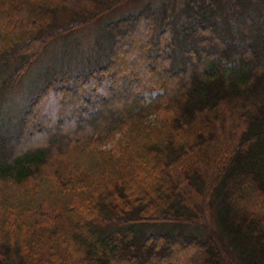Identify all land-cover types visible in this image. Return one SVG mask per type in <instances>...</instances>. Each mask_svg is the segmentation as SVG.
<instances>
[{"label":"trees","instance_id":"1","mask_svg":"<svg viewBox=\"0 0 264 264\" xmlns=\"http://www.w3.org/2000/svg\"><path fill=\"white\" fill-rule=\"evenodd\" d=\"M136 1L0 0V264H264V0L127 10L8 113L55 38Z\"/></svg>","mask_w":264,"mask_h":264},{"label":"rangeland","instance_id":"2","mask_svg":"<svg viewBox=\"0 0 264 264\" xmlns=\"http://www.w3.org/2000/svg\"><path fill=\"white\" fill-rule=\"evenodd\" d=\"M162 1L163 0H137L136 2L128 3L127 5L119 7L114 11L102 16L95 22L86 25L80 30H77L75 33L55 38L47 46V48L41 54L39 59L32 65L31 69L27 72V74L24 75V77L11 88L10 92H8L9 98L8 97L7 98L9 99V104H8L9 107L7 106V108L9 115L12 116V118L14 119V118H19L24 113V111L28 106V99L31 94V88H33L31 86L39 82V79L42 76V72L47 71V69L55 60L57 59L61 60L65 57H67L72 61L77 60L80 57L81 52L83 51L85 53L88 51L91 52V48L94 47L96 40L101 35L103 29L108 23L126 16L129 10L133 11L136 7L140 8L146 2H149L152 5L156 6L159 5ZM72 22H73V14L71 12L60 11L56 19V24L53 28L61 29ZM137 42L141 43L140 39H138ZM128 51L129 52L126 54L123 53L119 55L120 61H122L123 64H128L129 62L130 63L137 62L134 59V55H133L134 53L132 52V50H128ZM36 68H41V70ZM117 89L118 91L116 90L115 93L123 89V85L120 83V81L118 83ZM113 96L114 94L112 95V97ZM59 97L63 98L62 94H60ZM115 97L117 96H114L113 98ZM99 98L102 99L103 96L101 97L99 96ZM66 111H67L66 109L63 110L60 109L58 112L62 114V112H66ZM76 111L70 110L68 111V113L65 114L66 115L68 114L69 116L72 115L73 113L80 115V113H77ZM45 113L46 112H43V114ZM56 116L47 118V126L45 130H49L54 126H57L58 122ZM46 117H48L47 113H46Z\"/></svg>","mask_w":264,"mask_h":264}]
</instances>
